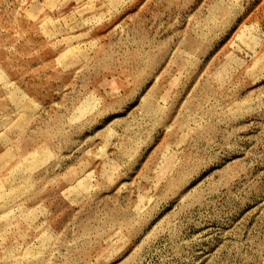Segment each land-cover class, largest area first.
<instances>
[{
    "label": "rangeland",
    "instance_id": "rangeland-1",
    "mask_svg": "<svg viewBox=\"0 0 264 264\" xmlns=\"http://www.w3.org/2000/svg\"><path fill=\"white\" fill-rule=\"evenodd\" d=\"M0 264H264V0H0Z\"/></svg>",
    "mask_w": 264,
    "mask_h": 264
}]
</instances>
